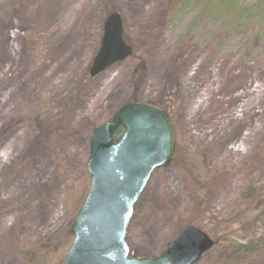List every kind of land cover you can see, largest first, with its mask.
<instances>
[{"label":"rangeland","instance_id":"obj_1","mask_svg":"<svg viewBox=\"0 0 264 264\" xmlns=\"http://www.w3.org/2000/svg\"><path fill=\"white\" fill-rule=\"evenodd\" d=\"M208 1L0 0V264H59L92 126L162 97L179 161L151 176L131 252L156 256L191 223L252 246L196 264H264V0ZM110 11L132 54L85 79Z\"/></svg>","mask_w":264,"mask_h":264},{"label":"water","instance_id":"obj_2","mask_svg":"<svg viewBox=\"0 0 264 264\" xmlns=\"http://www.w3.org/2000/svg\"><path fill=\"white\" fill-rule=\"evenodd\" d=\"M131 52L123 37L121 15L108 13L89 77ZM119 129L122 134L115 139ZM88 142L90 184L69 226L72 241L62 264H195L212 248L213 239L193 224H186L156 256L132 255L125 241L134 208L151 175L173 158V128L162 108L124 101L110 120L91 128Z\"/></svg>","mask_w":264,"mask_h":264},{"label":"trees","instance_id":"obj_3","mask_svg":"<svg viewBox=\"0 0 264 264\" xmlns=\"http://www.w3.org/2000/svg\"><path fill=\"white\" fill-rule=\"evenodd\" d=\"M237 0H219V5H225V6H232L233 3H235ZM216 2L215 0H209L208 1V4H212ZM223 3V4H222ZM170 9V7H168V10ZM216 9L218 10L219 8L216 7ZM83 78L85 79H88V75H87V72L85 71L84 74H83ZM168 103H170L168 100H164L163 97L160 98L159 102L157 103V105L159 107H161L163 110H165V112H167V114L169 115L170 117V114H169V105ZM113 114V112H112ZM112 116V115H111ZM171 119V117H170ZM122 133V130H118L115 134V139L119 138L120 135ZM179 161V158L177 157V153L174 154V157H173V161ZM183 164L186 166V169L189 170L190 172H192V166L190 165V160L187 159L186 157V160L183 162ZM194 167V166H193ZM225 236V233L222 235H219V239H223ZM216 238V237H215ZM223 243L221 245H215L210 251H208L207 253L213 251L214 249L218 252V255H219V251H220V256H223V254H226L227 252L229 253H234L233 255H243L249 251L252 250V246L250 245L251 243L250 242H240V241H237L235 240L234 238L233 239H229L227 241H222ZM219 244V243H218ZM136 254V253H134ZM62 260L60 259V262L59 264H61Z\"/></svg>","mask_w":264,"mask_h":264}]
</instances>
